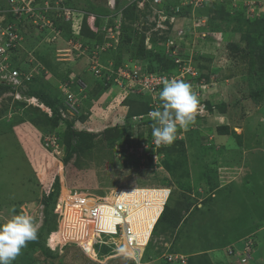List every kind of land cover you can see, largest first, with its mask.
<instances>
[{"label":"rangeland","instance_id":"obj_1","mask_svg":"<svg viewBox=\"0 0 264 264\" xmlns=\"http://www.w3.org/2000/svg\"><path fill=\"white\" fill-rule=\"evenodd\" d=\"M37 1L71 10V21L55 14L62 33L50 43V30L22 26L25 43L14 65L25 67L33 52L45 68L36 74L33 93L50 100L61 99L63 80L85 74L91 92L80 104V115H88L85 129H78L82 135L76 136L66 123L56 129L44 124L45 109L35 101L19 102L10 95L0 101V222L22 210L30 214L37 239L27 246L35 243L51 256L52 235L45 243V226L58 224L52 207L59 189L95 196L117 188L164 189V208L180 204L181 223L155 230L144 264H163L167 253L186 256L187 261L203 259L204 264H240L226 248L239 252L250 242L256 251L252 264H264V0H232L236 6L213 10L210 24L199 28L190 18L192 8L181 6L183 16L170 31L168 1L173 5L183 0ZM253 2L257 16L246 7ZM86 22L96 37H83ZM77 42L87 47L85 55L73 48ZM94 51L104 73L112 75L103 90L88 71L86 55ZM133 72L141 79L151 75L153 82L158 75L162 84L155 93L143 81L134 88L129 81ZM173 78L191 84L203 110L187 130L178 127L174 142L180 145H156L151 134L155 121L149 114L161 105L164 80ZM28 92V86L22 90L26 96ZM225 126L229 134L221 135L218 129ZM106 132L113 139H104ZM62 133L86 152L79 157L65 144L48 143L49 136L60 139ZM52 192L53 199L45 202ZM102 250L103 257L92 258L97 263L131 261Z\"/></svg>","mask_w":264,"mask_h":264},{"label":"built area","instance_id":"obj_2","mask_svg":"<svg viewBox=\"0 0 264 264\" xmlns=\"http://www.w3.org/2000/svg\"><path fill=\"white\" fill-rule=\"evenodd\" d=\"M217 1L225 0H183L177 6H167V14H171L168 31L176 23L179 15L183 16L181 8L184 6L192 8L189 15L194 27L199 28L202 24L207 25L208 17H198L195 12L197 9L212 5ZM153 2L158 4L160 0ZM255 5V2L246 3L249 11L253 14ZM57 13H61L62 16L64 14L63 19L66 22L71 21V10L60 9L58 5L54 7L49 2L39 4L37 0H0V86L6 87L8 90L11 89L10 92L7 90L0 95V101L9 95L19 102L35 101L36 104L38 103L37 107L45 109V112L52 117L53 113L49 107L38 99L22 93V90L27 88L38 72H44V66L36 57L32 56L33 52L27 55L25 67L23 65L15 66L14 56L25 43V36L21 28L26 24L46 33L50 30L48 43L55 41L56 37H60L62 30L57 26L56 17L59 18L55 15ZM69 45H72V42H69ZM73 48L78 54H86L87 47L82 42H77ZM95 50H99V45L95 46ZM64 51L70 53L71 50ZM97 53L98 51H94L91 56L86 55L89 59L88 71L95 80L101 81L103 86H108L112 75L104 73L106 68L100 64ZM107 70L109 71V69ZM117 75L120 76L119 72ZM156 77L153 82L151 75L141 79L137 72H133L129 76V81L132 82L134 88H137L143 81L144 88L155 93L163 80L158 75ZM59 88L63 101V106L59 109L60 124L63 125L64 122L71 121L75 123L77 129L84 128V124L79 120V117L82 116L80 115L82 113L80 104L88 98L91 88L83 78L76 79V75L63 80ZM48 143L58 147L62 145L57 135L49 136ZM128 190V188H117L105 196H95L64 187L60 189L55 207L58 226L52 234L51 247L54 250L58 248L62 252L64 246L73 244L82 248L86 254L99 257L100 248L106 246L111 248L115 254L112 257L124 255L132 259L135 264H144L142 263L143 254L152 234L145 237L144 232L138 229V225L142 222V219L140 220L138 217L144 210L143 205L147 204L136 201L128 194ZM169 195L170 191L168 197ZM42 208L44 209L43 205ZM63 232H70V237H76V239L71 241L67 238L65 242L63 240L59 242L57 237ZM253 245L251 242L245 243L239 252H236L241 263L251 260ZM125 249L130 251L131 255L124 253ZM233 251L232 248L229 249L230 254H233ZM164 259L168 264L187 263V257L178 254H164Z\"/></svg>","mask_w":264,"mask_h":264},{"label":"clouds","instance_id":"obj_3","mask_svg":"<svg viewBox=\"0 0 264 264\" xmlns=\"http://www.w3.org/2000/svg\"><path fill=\"white\" fill-rule=\"evenodd\" d=\"M178 4L171 5L170 3H168L167 6L169 5L177 6ZM179 17L181 16L179 15ZM159 100L161 101L160 107L149 114L151 118L155 121V123L152 126V133H151L153 137V142L156 145H171L177 138L178 127L187 130L188 126L195 122L197 114L203 110V107L200 104V101L196 93L194 92L191 84L185 82L184 80H179L175 78L164 80L163 88L159 92ZM79 120L80 123L85 125L84 123L85 120L81 121L80 118ZM66 122H70V121H66ZM72 123L74 129L78 130L75 127V123L74 122ZM59 126H61V124ZM170 195H171V191H170ZM165 205L163 206V210ZM163 210L161 211L159 218ZM12 211L13 213H15L16 210L13 209ZM54 213H55V209H54ZM44 219L42 220V225ZM155 226L151 232L152 234L151 240L149 241L145 249L149 246L150 242L152 241V236L154 233ZM36 239H37L36 223L33 217L27 212H24L23 210L19 214H13L10 219H7L4 222H0V264H14V261L22 253V250L27 246V244L31 241H35ZM68 245H73V244H68ZM54 251L55 252L58 251L59 253H61L58 248ZM254 253L255 251H253L251 259H253ZM85 255H87L91 259L94 257L92 254H91L92 256L86 253ZM103 255L104 254L100 253L99 257H103ZM123 256L124 255L119 257H123ZM130 260L133 261L132 259ZM237 260L241 264L240 260L239 259Z\"/></svg>","mask_w":264,"mask_h":264},{"label":"trees","instance_id":"obj_4","mask_svg":"<svg viewBox=\"0 0 264 264\" xmlns=\"http://www.w3.org/2000/svg\"><path fill=\"white\" fill-rule=\"evenodd\" d=\"M233 6H236V5H234V2L232 0H225V1H222V2L217 1V2H215L212 5H208V6L204 7V8L197 9V11L195 13H196V15L198 17L207 16L208 17V23L207 24H210L211 18L214 15V13L212 12L213 10L215 12V11H219V10H217L219 8L223 9L224 7H233ZM133 7L136 8V5L134 4ZM244 8H245V4H244ZM189 12H191V10H189ZM254 15L257 16V13L256 14L254 13ZM90 22H91V20H90ZM80 32L83 34V37L85 36L86 38H94V37H96L95 34H94L95 28H93V29L91 27L89 28L88 23L85 24V26L83 27V29ZM138 46H140L141 52H143L145 50V47H144V35H143L142 39L140 40V43H139ZM66 75H68V74H66ZM79 78H83L84 80H87L86 77H85V74H83V73H82V75H80V74L76 75V79H79ZM36 80H37V78H34L28 84V89H29V92H28L29 95L28 96L32 95L31 97H34V96L37 97V95L33 93V89H32ZM98 82H99V80H98ZM97 84H98L97 89L98 88H100L102 90L104 89V86H103V84L101 82L97 83ZM7 90L8 89L6 87L0 86V95H2ZM95 91H96V89H95ZM37 98L39 99V101L41 103H43L45 106L49 107L52 110V113H53L52 117L47 115V114L45 115L44 124H48V126L52 127L53 129L58 128L59 125H60V121H61L60 120L61 116H60V113H59V109L63 106L62 99H60L59 96H58V98L56 100L46 99V98H44L42 96H39ZM222 110H223L222 112L224 113L225 109L222 108ZM79 118L81 119V121H84L86 119V116L82 115ZM66 124H67L66 129L67 130L69 129L70 133H73L76 136L77 135H82V132L74 129L73 123L66 122ZM218 130L220 131L221 135H228L229 134V128L226 127V126L225 127H220ZM115 131H117V130H115ZM60 139H61V144H63V145L65 144L67 146L68 150L71 149L70 150L71 152L77 153V155L79 154L78 155L79 157H81L86 152L85 147H82L80 145L75 147L71 143V140L68 139L67 135L62 133L61 136H60ZM104 139H108V140L113 139L111 137V132H106V135H105ZM180 143H181L180 141H177V142H174V145H177V144L180 145ZM69 154H70V152H69ZM69 154H68L67 158L70 157ZM59 191H60V189H59ZM53 195H54L53 192L50 193V195L47 193L46 194V198H45V202L46 201L48 202V200H52L53 199V197H52ZM52 209H55V206L52 207ZM179 209H180V204H178L176 209L164 208L160 218L158 217L159 220H158V222H157V224L155 226L154 233H155V230L159 229L160 227L163 228V231H164V229L167 230V226H172L173 228H177L180 225L181 218H182V217H180L181 210H179ZM47 211H48L47 210V206L45 205V212H47ZM54 216L57 218L55 213H54ZM45 220H46V217H45ZM45 220L43 221V225H45ZM45 227H46V230L48 231V234L45 236V240H46L45 243H47V241L50 239V236L52 235V233L57 228V222L51 228H47V226H45ZM162 235L164 236V234H162ZM34 244L35 243H32L29 246H26L22 250V253L16 258L14 264H100V263H97V262L91 260V258L88 257L87 255H85L83 250L80 247L76 246V245H66L63 248V251L61 253H59V252L57 253V252L54 251V253L51 256H49V255H46V250L45 249H43L40 246H37L36 244L34 245ZM230 248H232V247H229V248L227 247L226 248L228 256H230L231 259H234V258L235 259H240L239 256L236 254V249L235 248L233 249L234 250L233 254L229 253V249ZM101 249H103L102 250L103 253H106V252L109 251L108 250L109 248L106 247V246H104ZM118 260L122 261L121 259L112 260V261L109 262V264H120V263H118ZM254 261H255L254 259H251V260H249V261H247L245 263H241V264H250V263L252 264ZM124 262H126V261H124ZM126 264H134V262L133 261H127ZM163 264H168V263L165 260H163ZM187 264H204V261H203V259L200 260V261H196L195 259L192 258V259L187 261Z\"/></svg>","mask_w":264,"mask_h":264},{"label":"bare ground","instance_id":"obj_5","mask_svg":"<svg viewBox=\"0 0 264 264\" xmlns=\"http://www.w3.org/2000/svg\"><path fill=\"white\" fill-rule=\"evenodd\" d=\"M128 194L135 198L136 201L147 204L146 206L143 205L144 210L138 217V219H142V222L138 225V229L144 231L145 237H147L153 230L160 212L163 210V205L167 203V190L154 188L129 189ZM70 234V232H63L59 235V242L62 240L65 242L67 238L74 241L76 237H70ZM123 252L127 255H131V252L126 249Z\"/></svg>","mask_w":264,"mask_h":264},{"label":"crops","instance_id":"obj_6","mask_svg":"<svg viewBox=\"0 0 264 264\" xmlns=\"http://www.w3.org/2000/svg\"><path fill=\"white\" fill-rule=\"evenodd\" d=\"M168 3H170V2L168 1ZM170 4H172V3H170ZM173 4H178V3H173Z\"/></svg>","mask_w":264,"mask_h":264}]
</instances>
